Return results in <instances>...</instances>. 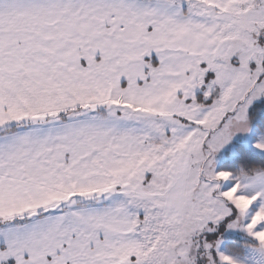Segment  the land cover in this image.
Returning <instances> with one entry per match:
<instances>
[{"label": "snow or ice", "instance_id": "snow-or-ice-1", "mask_svg": "<svg viewBox=\"0 0 264 264\" xmlns=\"http://www.w3.org/2000/svg\"><path fill=\"white\" fill-rule=\"evenodd\" d=\"M0 264H264V0H0Z\"/></svg>", "mask_w": 264, "mask_h": 264}, {"label": "rangeland", "instance_id": "rangeland-1", "mask_svg": "<svg viewBox=\"0 0 264 264\" xmlns=\"http://www.w3.org/2000/svg\"><path fill=\"white\" fill-rule=\"evenodd\" d=\"M237 240H239V243H241V244L243 243V237L240 234L229 233V234H227V237L224 241V245H225V247L231 246L234 243H236ZM229 241H231L232 243H228Z\"/></svg>", "mask_w": 264, "mask_h": 264}, {"label": "trees", "instance_id": "trees-1", "mask_svg": "<svg viewBox=\"0 0 264 264\" xmlns=\"http://www.w3.org/2000/svg\"><path fill=\"white\" fill-rule=\"evenodd\" d=\"M239 142H240V141H238L237 143H239ZM237 241H239V240H237ZM237 241H236V242H237ZM228 243H232V242H231V241H229ZM234 244H235V243H234Z\"/></svg>", "mask_w": 264, "mask_h": 264}]
</instances>
